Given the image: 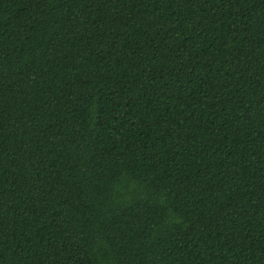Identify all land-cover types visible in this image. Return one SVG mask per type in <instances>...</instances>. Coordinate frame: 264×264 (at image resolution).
<instances>
[{"label":"trees","instance_id":"1","mask_svg":"<svg viewBox=\"0 0 264 264\" xmlns=\"http://www.w3.org/2000/svg\"><path fill=\"white\" fill-rule=\"evenodd\" d=\"M0 264H264V0H0Z\"/></svg>","mask_w":264,"mask_h":264}]
</instances>
